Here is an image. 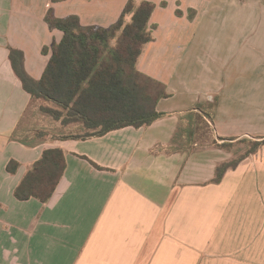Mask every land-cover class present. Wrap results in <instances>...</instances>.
<instances>
[{
  "label": "crops",
  "instance_id": "obj_1",
  "mask_svg": "<svg viewBox=\"0 0 264 264\" xmlns=\"http://www.w3.org/2000/svg\"><path fill=\"white\" fill-rule=\"evenodd\" d=\"M128 1L0 0V264H264V156L250 155L215 182L229 151L173 142L203 109L214 115L204 118L218 142L264 135V0H149L154 40L138 69L170 93L157 105L161 117L84 139L21 141L32 132L21 124L33 103L58 106L24 89L10 47L40 80L63 38L49 28V10L110 27ZM49 148H62L67 163L53 196L17 199ZM11 160L20 164L15 173Z\"/></svg>",
  "mask_w": 264,
  "mask_h": 264
},
{
  "label": "trees",
  "instance_id": "obj_2",
  "mask_svg": "<svg viewBox=\"0 0 264 264\" xmlns=\"http://www.w3.org/2000/svg\"><path fill=\"white\" fill-rule=\"evenodd\" d=\"M155 8L156 4L149 0H129L119 20L110 27L84 26L77 15L58 18L49 10L45 20L51 30H61L63 38L54 42L52 56L40 80H35L26 71L23 51L10 47L12 67L24 89L33 99H45L58 106L41 109L61 120L63 125L78 123L77 127L82 131L59 138L84 139L126 126H149L161 117L157 105L170 93L164 83L138 69L144 47L154 40L155 25L150 21ZM43 50L48 51L46 47ZM216 105L215 102L210 108L214 110ZM197 107L202 109L200 104ZM202 112L190 115L189 127L182 130L188 133L189 142L197 141L201 124L208 126L204 116L214 120L212 113L204 109ZM179 135L180 131H177L173 142L178 141ZM12 137L17 138L15 133ZM30 137L36 140L52 136L45 130H37L34 136L21 141L29 144ZM255 138L244 139L249 146L238 158L217 166L215 182H220L227 170L236 168L245 158L259 151L264 145V135ZM218 139L222 142L214 140L212 144L231 151L232 141L237 138ZM19 165L16 160H11L7 170L15 173ZM66 165L62 148L44 150L16 187V198L48 202Z\"/></svg>",
  "mask_w": 264,
  "mask_h": 264
},
{
  "label": "rangeland",
  "instance_id": "obj_3",
  "mask_svg": "<svg viewBox=\"0 0 264 264\" xmlns=\"http://www.w3.org/2000/svg\"><path fill=\"white\" fill-rule=\"evenodd\" d=\"M46 107L44 105H41L39 102L33 103L29 109L27 110V113L22 121L21 128L22 130L29 129L30 131L33 132L35 135L37 130H45L48 132V135L54 137H62L66 135H70L73 133L79 134L82 133L81 130H79L78 123L77 124H68V125H63L61 120H56L52 115L44 112L41 108ZM188 121L185 120L184 124L182 127L187 126ZM201 128L199 130L197 137V143L198 145L201 146H207V145H213V141L217 140L214 137L213 132L211 131V128L209 129L208 126H205L203 124L200 125ZM180 127V128H182ZM32 132L21 134L20 137L25 139L27 136H31ZM31 134V135H30ZM33 135V136H34ZM256 136H245L240 139H236L232 141V149L230 152L231 154V159L238 158L241 154L247 151L248 148V142L245 141L244 139H256ZM243 139V140H242ZM188 135L187 134H180L178 136V141L177 144L178 146H181L182 148H189L193 147L191 145V142H188ZM222 142V141H220ZM191 149V148H189ZM260 155L264 156V145L259 149L257 152ZM255 153V154H257ZM254 155V154H252ZM228 160V161H230Z\"/></svg>",
  "mask_w": 264,
  "mask_h": 264
}]
</instances>
